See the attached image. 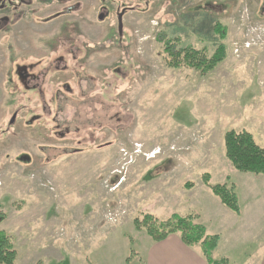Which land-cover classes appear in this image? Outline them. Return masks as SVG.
Listing matches in <instances>:
<instances>
[{
  "label": "rangeland",
  "instance_id": "rangeland-1",
  "mask_svg": "<svg viewBox=\"0 0 264 264\" xmlns=\"http://www.w3.org/2000/svg\"><path fill=\"white\" fill-rule=\"evenodd\" d=\"M127 1L119 31L109 0H0V230L16 264H142L145 215L191 216L236 260L264 243V174L225 151L229 130L264 146V0ZM169 39L227 56L205 76L170 67ZM218 184L246 214L231 233Z\"/></svg>",
  "mask_w": 264,
  "mask_h": 264
},
{
  "label": "trees",
  "instance_id": "trees-1",
  "mask_svg": "<svg viewBox=\"0 0 264 264\" xmlns=\"http://www.w3.org/2000/svg\"><path fill=\"white\" fill-rule=\"evenodd\" d=\"M215 31L220 34L222 39L226 38V27L222 24L217 23ZM164 42V57L170 58L167 63L170 67L194 68L203 76L216 69L227 56L224 43H221L210 55L205 48L183 47L180 44L179 46L173 39L164 40ZM225 151L235 169L257 175L264 174V146H260L254 135L248 130L227 131L225 134ZM212 191L220 197L227 208L237 214L240 213L241 208L235 185L232 184L228 187L227 184H218L212 186ZM5 219L6 214L0 213V223L4 222ZM135 224L138 229L145 228L147 234L155 241H162L170 234L180 233L185 243L190 246L198 245L202 248L203 255L207 260L206 264H229L227 258L219 260L213 258V252L219 245L220 236L217 234L207 235L206 227L203 224L195 223L191 216L182 217L174 214L170 219L159 221L152 215H145L142 220L136 218ZM17 258L18 252L13 237L6 231L0 230V264H16ZM129 261L128 257L127 262ZM35 264L43 263L40 260Z\"/></svg>",
  "mask_w": 264,
  "mask_h": 264
},
{
  "label": "crops",
  "instance_id": "crops-1",
  "mask_svg": "<svg viewBox=\"0 0 264 264\" xmlns=\"http://www.w3.org/2000/svg\"><path fill=\"white\" fill-rule=\"evenodd\" d=\"M250 173V172H248ZM236 187V185H235ZM237 191V189H236ZM239 203H240V213L233 216L232 214L228 213L227 215L230 216L229 225H232V228L229 229L235 230L234 228H238V224L244 222V207L241 203L240 194L237 191ZM260 192H256L255 200L260 197ZM258 201H253L251 204H257ZM247 209L248 206L246 205ZM254 214V213H253ZM260 217V215L258 216ZM232 220V221H231ZM237 230V229H236ZM206 232L209 235H219V233H210L209 229L206 228ZM147 235V234H146ZM144 244L141 245V252L140 254V262L142 264H206L207 260L203 255L202 248L198 245L190 246L183 240L180 233H173L170 234L162 241H155L150 236H146L142 238ZM222 238L220 237L219 245L213 252V258L219 260L221 258H227L229 264H238L240 260L241 263L239 264H264V243L259 252H254L248 259H235L233 253L238 250L234 248H222ZM241 249V246L239 250ZM238 250V251H239ZM237 251V252H238ZM255 254V255H254Z\"/></svg>",
  "mask_w": 264,
  "mask_h": 264
},
{
  "label": "flooded vegetation",
  "instance_id": "flooded-vegetation-1",
  "mask_svg": "<svg viewBox=\"0 0 264 264\" xmlns=\"http://www.w3.org/2000/svg\"><path fill=\"white\" fill-rule=\"evenodd\" d=\"M6 1V0H2ZM14 2L17 0H13ZM109 2H103L104 7L108 8V10L113 11L114 9L117 11L116 13V20H117V25H118V30L122 31L126 29V26L123 24L124 23V17L126 14L133 8L127 0H109ZM119 2H120V10L118 9L119 7ZM114 3V9L111 8V4Z\"/></svg>",
  "mask_w": 264,
  "mask_h": 264
}]
</instances>
